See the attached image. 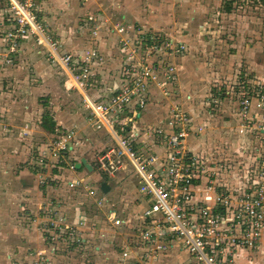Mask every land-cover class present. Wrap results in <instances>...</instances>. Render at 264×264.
<instances>
[{"label":"built area","instance_id":"built-area-1","mask_svg":"<svg viewBox=\"0 0 264 264\" xmlns=\"http://www.w3.org/2000/svg\"><path fill=\"white\" fill-rule=\"evenodd\" d=\"M5 1L8 26L0 39V86L4 71L28 44L46 49L61 64L84 94L92 115L90 125L104 130L119 147H106L97 155V170L114 177L129 162L139 177L138 192L148 204L142 213L145 226L137 235V243L145 250L141 260L150 261L164 252L185 251L197 264H234L237 250L264 249V84L236 81L231 89V103L235 104L232 123L218 140L207 136L204 143L192 148L191 140L198 139L210 126L194 124L191 113L172 98L176 91L169 90L176 81L170 57L186 51L181 39L163 30L145 32L133 22L113 21L95 12L101 10L92 9L85 14L82 26L90 29L93 46L75 56L59 54L56 48L60 43L44 23L47 0ZM101 32L117 37V51L123 59L118 70L120 84L105 101L95 103L87 89L95 80L94 67L106 61L97 48ZM151 88L159 90L172 104L160 124L138 125ZM186 100L192 102L190 97ZM219 100L204 98L201 109L205 112L219 107ZM123 112L131 115L129 126L119 125L116 132L112 122ZM109 115L113 121L107 119ZM134 115L138 121L133 120ZM81 144L75 130L57 132L47 151L37 153L34 165L44 169L46 153H53L58 164L74 172V164L81 163L72 153ZM50 181L44 175L38 183L46 186ZM66 186L71 190L80 188L90 198L96 195V189L82 178L70 180ZM102 202L96 200L98 206ZM57 212L46 210L48 220L41 227L48 249L55 252L62 246L65 251L77 250L83 245L88 216L84 214L81 220L71 223ZM100 222L119 226L122 221L106 213ZM33 255L29 264H50L44 251ZM134 257L130 249H125L118 264H134Z\"/></svg>","mask_w":264,"mask_h":264},{"label":"crops","instance_id":"crops-1","mask_svg":"<svg viewBox=\"0 0 264 264\" xmlns=\"http://www.w3.org/2000/svg\"><path fill=\"white\" fill-rule=\"evenodd\" d=\"M82 2L83 0L46 1L44 23L48 26L53 37L63 46L64 52L74 55L81 53L77 51L80 49L81 42L85 44L88 43L89 47L93 46V43L89 39V34H87L86 38L81 39L79 44L76 43L72 45L70 42L71 37H69V35L75 33L74 28L77 26L76 20L79 18L80 14L77 12V6L80 7L78 10H81V8L88 10V7L93 8V6H96L98 10H101L103 14L111 17L113 21L127 20L128 22H133L138 25H141L140 22L144 21L140 18L139 14L138 16L133 14L132 8H130L129 5L130 3H123V5L121 4L122 6L116 4L115 8L111 10L113 11L112 14H109L101 9L100 2H96V0L90 4L87 3L88 5ZM184 6L188 11L189 6ZM195 10L196 9L193 8L190 11L193 12ZM190 11L189 13H191ZM231 11V8L229 11L225 10V14L231 16ZM189 15L191 16H187L186 18H182L181 16L177 17V22L174 25L175 27H180L181 31L175 32V30H172V32H175L173 36H176L184 43L188 44L194 53L195 45H202L203 40L201 39L210 34L207 32L208 27L206 25V20H200L197 10L196 13ZM158 21L159 19H154L153 23H157ZM78 27L79 29L83 27L80 22ZM150 27L155 30L159 29L158 26ZM81 33H78V35H81ZM116 39L117 37L112 34L101 32L98 40L97 48L104 55L106 61L94 67L95 80L91 89L93 98L88 96L95 103L105 101L110 96L111 90H114L120 84L119 79L115 80L118 76L116 68L120 66L118 63L120 64L123 55L117 51ZM241 49L242 48H240V50ZM257 51V47L252 45H248L246 49L241 50V54H243L246 59H248V56H255L252 58V61L245 62L247 64L246 68L250 71V76H247V74L242 75V73L238 72L236 69L229 74L226 72L228 67L216 66L218 73L207 70V72L211 73L202 78L203 82L201 84H196V80L194 81V79L192 82L193 71L196 70L199 72L198 65L193 61V55L170 57L172 64L175 65L176 68V81L174 82V87L169 86L170 91H176V97L172 98H176L183 108L190 106L189 109H193L192 112L189 110L187 111L191 113L194 124L197 123L199 126L202 121V123L210 126L209 130L201 134L198 139L191 140L190 145L192 148H196L201 143H204L207 136L218 140L232 123L233 117H231V113L235 104L231 103V97L233 95L231 89L234 84H236V81H245L250 84L255 80L260 84H264V54H260ZM32 52L41 53L40 49H36L33 44H28L18 54V57L24 54H31ZM222 52H225V50ZM15 67L16 66L8 67L1 76L0 100H2L1 97L4 98L9 96L6 92L5 96H3L4 92L2 88H13V86L15 88L14 84L18 82L16 78L18 69ZM61 68L63 69V67ZM247 69L245 70L248 71ZM234 74L236 75L235 78L233 77ZM231 75L232 77H230ZM202 96L203 98H219L221 105L219 107H213L205 112L202 110L200 111V108L195 104V97ZM9 97L11 101H16L13 96ZM185 97L186 99L190 97L192 102L187 101ZM164 99L166 100L159 90L151 88L149 103L138 125L147 124L154 126L160 124L159 122L166 118L169 104H172L167 100L164 107L162 103ZM21 100L25 99L23 98ZM14 108L15 107H12V110L3 112L0 116V181L1 178L3 180V177L6 176L9 180L17 182L21 186L22 192L11 196L12 200L10 206L13 207L12 214H16L15 220L11 219V229L16 227L17 215L21 210H26L33 215L30 216L32 220H37V224H33L30 220V225H32L31 229H34V232H36V241H31V243H28V241L24 243V247L29 246L33 248L35 246L37 249L46 247L44 244L45 234L41 231V227L48 220L45 211L53 209L58 211V215H62L71 223L81 220L84 214L88 216L87 224L89 226L83 230L84 232L82 234L83 245L77 250L78 255L81 257V261L78 260L76 264H85V259L89 256H94V263L91 264H118L120 254L125 249H130L136 256L133 259L134 264H197L185 251L164 252L150 261H143L139 258L145 250L137 243V235L139 229L145 226L142 213L147 208L148 204L146 198L138 192L139 177L135 170L131 171L126 167L125 170L118 172L114 177H107L97 170L95 163L96 157L106 149V142L103 141L104 136H106L104 130H95L90 125V127L84 130V134L80 135L81 133L78 131L77 126L70 128L76 131L82 142L80 147L76 148L72 153V156L79 160L85 159L86 163L90 165L91 171H88L82 164H78L76 170L72 172L68 170L65 165L58 164L53 153H46V167L42 169L44 171L34 170L33 172L30 168L24 166V169L21 171H15L16 173L13 172V175L10 174L7 169H13L14 163L18 162L16 160L19 157L18 155H24V159L20 160V162L24 164L27 160L26 157L29 155L30 151H33V148H36L38 152L47 151L57 132L70 130L61 122H58L56 118H53L56 122V130L54 133H49L40 126L42 117L40 110L38 111V115L37 112H33L31 109H28L27 106H24L19 112H15ZM1 127H5V130H1ZM24 128H27V132L30 133V136L27 138L30 148H27L26 145H22V140L20 141L19 138V130H24ZM44 137L47 140L46 143L43 141ZM134 147H137V145H134ZM95 172L98 176L97 182L90 179V175ZM44 175L51 178V181L48 185L41 186L38 183L39 178ZM80 178L84 179L85 182L96 189L95 197L90 198L86 196L80 188L71 190L66 186L68 181ZM102 182H107L110 187L107 193H102L100 190ZM7 194L9 195V193ZM97 199L103 200L101 206L97 205ZM93 211L99 212V216H93ZM106 213H110L113 217L120 219L122 221L121 224L119 226H114L113 223L100 222V217H102V214ZM45 243L47 244L46 241ZM26 250L29 251V248ZM59 252L60 250H56L55 252L48 253L47 258L50 264L61 263L60 258L63 255H58ZM62 252L64 251L62 250ZM24 253L25 251L23 250L22 253H17V256L22 254L21 258H25L26 254ZM181 255H183V260L179 258ZM18 259L20 258L18 257ZM62 264H64V262H62ZM234 264H264V249L255 251L239 249L236 251Z\"/></svg>","mask_w":264,"mask_h":264},{"label":"rangeland","instance_id":"rangeland-1","mask_svg":"<svg viewBox=\"0 0 264 264\" xmlns=\"http://www.w3.org/2000/svg\"><path fill=\"white\" fill-rule=\"evenodd\" d=\"M93 1L95 2V0H89L87 3L90 4ZM96 2H100L101 9L109 14H112L113 11L111 10L115 8L116 4L123 5V3H130L129 5L130 8H132L131 10L133 14L136 16L139 14L140 18L144 20H140L141 25L135 24L137 27L142 28L145 32H157L158 30H163V33L168 36H173L175 32L181 31L180 27H175L174 25L177 22V17L181 16L182 18H186L187 16H191L189 14L196 13L197 10L200 20H206V25L208 27L207 32L210 35H206L208 38L205 37L201 39L203 40L202 45H195L194 53L190 46L184 43L186 51L179 54L182 56L193 55V61L199 68V72L194 70L192 74V82L194 79V81L196 80V84H201L203 82L202 78L211 73L207 72V70H212V72L218 73L216 66L228 67L226 72L229 74L236 69L238 72H241L242 75L247 74V76H250V71L246 68L247 64L245 62L252 61V58L255 56H248V59H246L243 54H241V50L246 49L248 45L257 47V52L264 54V8L260 6L256 0H96ZM184 5L189 6L188 11L185 9ZM227 5H230L231 10L233 11H231V16L225 14L226 12L224 10ZM79 8L80 7L77 6V12L80 14L79 18L76 20L77 26L74 28L75 33L69 35V37H71L70 42L72 45L76 43L79 44V41L86 38L87 34H89L90 39V29H88L87 26H83L79 29L78 24L80 22V24L83 25L82 20H85L84 15L87 14V11L98 10L96 6H93V8L88 7V10L85 8L78 10ZM193 8L196 10L193 12L190 11ZM189 11L191 13H189ZM7 18V3L5 0H0V39L3 36L4 30L8 26ZM154 19H159V21L153 23ZM150 26H158L159 29L155 30ZM172 30H175V32H172ZM78 33H81V35H78ZM240 48L242 49L240 50ZM87 49H89L88 43L85 44L81 42L80 49L77 51L82 52ZM56 50L59 54L68 53L64 52L63 46L61 45L57 46ZM223 50H225V52H222ZM40 51L41 53L39 54L32 52L33 54H24L20 57L17 56L13 60L10 66H16L15 68L18 69L16 74L18 82L14 84L15 88L14 86L13 88L3 87L2 90L4 92L3 96H5L6 92L9 96H13L16 101H11L9 96L4 98L1 97L0 116L3 112L12 110V107H15V112H19L24 106H27L28 109H31L35 113L37 112L38 115L39 110L42 115L45 112H48L52 118H56L58 122H61L66 128L70 129L77 126L78 131L81 133L80 135H83L84 130L90 127L89 122L92 120L91 112L89 113L90 110L86 107V103L84 102V94L78 89L75 82L71 81L72 79H70L71 77H69L66 71L61 68V64L54 61L49 56L46 49L42 48ZM71 55L75 56L74 54ZM121 62L122 61H120V64ZM120 64L118 63V65ZM118 70L119 66L116 68L117 73ZM230 77H232V75ZM233 77L235 78L236 75L234 74ZM115 80H118V76ZM91 89L92 87H89L87 93L93 98V92ZM23 98L25 100H21ZM203 100V96L195 97V104L200 108V111L202 110L201 108L204 107L202 104ZM162 103L165 107L167 100L164 99ZM189 107L190 106H187L184 109L192 112L193 109H189ZM130 117L131 115L129 113L123 112L119 115V118L116 121L111 119V115L107 116V119L113 121V128L117 132L119 125L129 126L128 119ZM133 120L138 121L135 115ZM201 124L204 123L201 121ZM26 129L19 130V138L20 141L22 140V145H26L27 148H30L27 140L30 133H28V129ZM1 130L4 131L5 127H1ZM43 141L46 143L47 140L45 137L43 138ZM103 141L106 142L105 146L108 149L119 148L111 136H104ZM130 149H132V147ZM37 153V149L33 148V151H30L29 155L26 157L27 160L24 164L20 162V160L24 159V155H18L19 157L16 159L18 162L14 163L13 169L7 170L12 174L15 171H21L24 169V166H27L33 172L34 170L44 171L35 168L34 162ZM74 165L77 168L78 164L75 163ZM125 165L129 170H134L129 162H125ZM97 177L96 172L90 175V179L94 182H97ZM7 178L8 177L5 176L3 177V180L1 178L0 181V264H29L34 259V252L44 251L45 254H48L51 250L48 249L45 241V248L37 249L35 246L33 248L29 246L24 247V243H27L28 241V243L36 241V232H34V229H31L32 225L30 224L31 221L33 224H37V220L33 221L32 218H30V216L33 215L26 210H21V213H18L16 227L11 229V219L15 220L16 218V214H12L13 207L10 206L12 200L11 196L14 194H20L22 191L20 184L12 182ZM7 193H9V195ZM28 248L29 251L26 250ZM23 250L25 251L24 254H26L25 258H21L22 254L17 256V253H22ZM57 250H60L61 252H59L58 255H63L60 258V264H62V262H64V264H76L78 260L81 261V257L77 252L78 249L71 252H65V249L61 246ZM62 250L64 252H62ZM18 257L20 259H18ZM179 258L183 260V255ZM93 259L94 256L87 257V259H85V264L94 263Z\"/></svg>","mask_w":264,"mask_h":264},{"label":"trees","instance_id":"trees-1","mask_svg":"<svg viewBox=\"0 0 264 264\" xmlns=\"http://www.w3.org/2000/svg\"><path fill=\"white\" fill-rule=\"evenodd\" d=\"M261 5L264 6V0H257ZM225 10L229 11L230 10V6L227 5L225 6ZM40 126L42 129H44L45 131L49 132V133H54L56 130V122L53 120V118L50 116V114L48 112H45L42 117H41V121H40Z\"/></svg>","mask_w":264,"mask_h":264},{"label":"water","instance_id":"water-1","mask_svg":"<svg viewBox=\"0 0 264 264\" xmlns=\"http://www.w3.org/2000/svg\"><path fill=\"white\" fill-rule=\"evenodd\" d=\"M80 163L88 170V171H91V167L89 164L86 163L85 159H81L80 160ZM100 190L102 191V193H107L109 190H110V187L108 185L107 182H102L101 185H100ZM94 214H97L99 216V212H94Z\"/></svg>","mask_w":264,"mask_h":264},{"label":"flooded vegetation","instance_id":"flooded-vegetation-1","mask_svg":"<svg viewBox=\"0 0 264 264\" xmlns=\"http://www.w3.org/2000/svg\"><path fill=\"white\" fill-rule=\"evenodd\" d=\"M256 1H257V0H256ZM257 2H258V1H257ZM258 4L261 5L259 2H258ZM229 6H230V5H229ZM261 6H263V5H261ZM263 7H264V6H263ZM224 11H225V10H224Z\"/></svg>","mask_w":264,"mask_h":264}]
</instances>
